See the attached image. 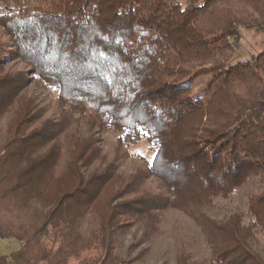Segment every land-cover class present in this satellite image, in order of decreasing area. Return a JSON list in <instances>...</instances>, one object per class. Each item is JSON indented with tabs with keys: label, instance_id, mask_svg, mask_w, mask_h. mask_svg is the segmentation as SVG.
Returning <instances> with one entry per match:
<instances>
[{
	"label": "trees",
	"instance_id": "trees-1",
	"mask_svg": "<svg viewBox=\"0 0 264 264\" xmlns=\"http://www.w3.org/2000/svg\"><path fill=\"white\" fill-rule=\"evenodd\" d=\"M0 10V239L19 242L0 264H133L170 212L211 264H264V40L236 52L242 29H264V0ZM141 142L152 159L122 171ZM175 263L196 264L182 249Z\"/></svg>",
	"mask_w": 264,
	"mask_h": 264
},
{
	"label": "rangeland",
	"instance_id": "rangeland-1",
	"mask_svg": "<svg viewBox=\"0 0 264 264\" xmlns=\"http://www.w3.org/2000/svg\"><path fill=\"white\" fill-rule=\"evenodd\" d=\"M1 12V10H0ZM242 39L236 47L237 59H247L250 55L255 54L260 50L259 42L264 40V29L261 31L242 29ZM6 38L3 36L0 29V42ZM21 65H16V68ZM206 81V77H202L198 81L201 86ZM197 87V86H196ZM33 91V87H30ZM196 88H194L195 92ZM44 98L42 95L40 96ZM45 106L51 110L50 98L45 99ZM114 135L106 136L102 142L103 150L112 149ZM146 142L130 146L128 148L129 157L124 161L121 170L129 173L131 168L139 162L140 159L150 162L153 153ZM254 189V186H247L237 190L232 199L233 207L243 208L246 202L248 193ZM164 235L162 238H152L149 243L141 245L138 250L146 249L144 255L139 261L133 264H176V252L182 249V252L191 255V261L196 264L203 262V264H211L209 261L208 251L203 247L196 235L193 233L192 223L178 212H170L163 215ZM138 229H133L131 234H128L122 240L124 246L131 241V235L138 236ZM19 248V242L15 239H0V256L8 255ZM137 250V252H138ZM136 252H134L135 254Z\"/></svg>",
	"mask_w": 264,
	"mask_h": 264
},
{
	"label": "snow or ice",
	"instance_id": "snow-or-ice-1",
	"mask_svg": "<svg viewBox=\"0 0 264 264\" xmlns=\"http://www.w3.org/2000/svg\"><path fill=\"white\" fill-rule=\"evenodd\" d=\"M145 135H147V133H145Z\"/></svg>",
	"mask_w": 264,
	"mask_h": 264
}]
</instances>
